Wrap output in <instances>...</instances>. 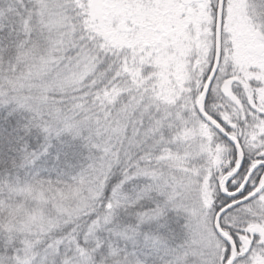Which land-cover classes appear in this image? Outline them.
<instances>
[{
  "label": "snow or ice",
  "instance_id": "snow-or-ice-1",
  "mask_svg": "<svg viewBox=\"0 0 264 264\" xmlns=\"http://www.w3.org/2000/svg\"><path fill=\"white\" fill-rule=\"evenodd\" d=\"M0 264H264V0H0Z\"/></svg>",
  "mask_w": 264,
  "mask_h": 264
}]
</instances>
